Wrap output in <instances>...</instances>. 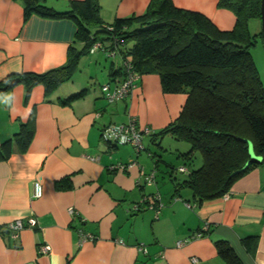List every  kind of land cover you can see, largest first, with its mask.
I'll return each instance as SVG.
<instances>
[{
  "label": "crops",
  "instance_id": "0c3cea01",
  "mask_svg": "<svg viewBox=\"0 0 264 264\" xmlns=\"http://www.w3.org/2000/svg\"><path fill=\"white\" fill-rule=\"evenodd\" d=\"M47 1L64 9L70 0ZM157 1L98 3L107 23L143 13ZM172 1L204 13L222 29L235 24V12L219 0ZM249 21L256 32L261 23ZM75 30L69 18L32 14L24 20L19 0H0V79L63 64L69 47L82 45L74 40ZM120 64L117 53L90 48L71 79L50 96L42 84L34 85L27 99L21 82L0 90V143L12 138L11 154L0 158V264H229L218 253L217 239L226 240L242 264H264V164L238 177L227 195L199 201L188 187L176 192L174 183L160 178V164L167 173L170 167L153 147L160 142L166 150L162 142L168 134L144 135L137 151L103 140L101 129L134 116L156 132L176 118L187 94L163 91L152 71L143 73L128 95L109 101L101 85ZM84 87V97L59 101ZM26 121L34 133L23 147L15 135ZM157 154L164 160L156 163ZM116 163L125 166L113 167ZM35 181L41 183L40 196L34 195ZM138 202L139 211L133 208ZM29 216L36 224L12 236L6 223ZM205 225L203 234L194 236ZM81 232L92 237L81 240ZM178 240L184 242L177 245Z\"/></svg>",
  "mask_w": 264,
  "mask_h": 264
},
{
  "label": "trees",
  "instance_id": "16d2710c",
  "mask_svg": "<svg viewBox=\"0 0 264 264\" xmlns=\"http://www.w3.org/2000/svg\"><path fill=\"white\" fill-rule=\"evenodd\" d=\"M19 1L24 20L32 14L71 19L76 26L74 40L82 43L80 48L71 45L67 60L59 66L19 73L25 99L36 84H42L45 95L50 96L71 79L81 56L99 42L98 49L121 57L120 66L107 82L123 79L128 62L138 78L155 71L163 91L187 94L174 120L156 132L149 125L153 138L168 134L189 144L188 149L177 153L189 164L178 167L186 175L173 182L176 192L188 187L199 201L221 196L247 170L264 164V83L251 54L256 35L262 36V31L252 33L248 27L249 19L261 17V0H219L220 5L235 12L236 21L230 29H222L204 13L176 6L172 0L151 2L143 13L116 17L107 23L100 16L98 0H70L64 9L47 0ZM15 75L0 79V90ZM86 94L84 87L59 101L70 104ZM33 133V124L22 122L15 140L25 147ZM11 152L12 138L0 143V158H7ZM251 152L259 160L250 161ZM197 154L201 162L193 167ZM158 157L156 163L164 160ZM166 163L170 179L175 180L174 164ZM137 204L139 211L142 205ZM215 244L229 264H242L226 240L217 239Z\"/></svg>",
  "mask_w": 264,
  "mask_h": 264
},
{
  "label": "built area",
  "instance_id": "2783aa9c",
  "mask_svg": "<svg viewBox=\"0 0 264 264\" xmlns=\"http://www.w3.org/2000/svg\"><path fill=\"white\" fill-rule=\"evenodd\" d=\"M100 46L99 42H95V44L91 47V49L98 48ZM126 64V65H125ZM125 66H127V72L123 79H117L111 82H105L101 85V89L103 95L109 100L113 101L117 98L124 97L129 94L130 90L135 86L136 79L138 78V74L131 69V64L125 62ZM151 127L149 125H138L135 121V118H129L126 122L119 123H108L104 125L101 129V137L103 140L115 143V144H131L137 151H140L143 148V138L144 135L149 134ZM121 167L123 168L125 164L116 163L113 167ZM183 170L184 167H181ZM150 179H153V173L150 174ZM42 193V186L39 181H35L34 183V195L40 196ZM223 195H227V192ZM133 208L136 210L139 208L138 204L135 203ZM70 213H74L73 208H69ZM36 224V218L33 216H29L25 221L21 217H17L8 223H6V227L11 231L12 236H17L18 232L25 226L33 227ZM203 230H199L194 233V236H199L203 234V231L208 228L207 225L203 227ZM92 237L88 233H80V239L84 240L86 238ZM183 240H178L177 245L182 244ZM40 250L46 252L48 247L46 245H41ZM192 260H195L193 258Z\"/></svg>",
  "mask_w": 264,
  "mask_h": 264
},
{
  "label": "rangeland",
  "instance_id": "374dc122",
  "mask_svg": "<svg viewBox=\"0 0 264 264\" xmlns=\"http://www.w3.org/2000/svg\"><path fill=\"white\" fill-rule=\"evenodd\" d=\"M258 20V23H261V20L260 19H257ZM250 22V21H249ZM249 22H248V25H249ZM250 32L252 33H258L259 31H261V25L259 24V27H258V31L256 30V32H254V27H253V24L252 22H250ZM260 28V29H259ZM251 54H252V57H253V60L256 64V67L258 69V72H259V76L262 80V83H264V39H262V36L261 35H256V42L254 45L251 46ZM145 141V139H144ZM162 145L166 147V150H161L158 145L156 144H153V147H154V150L157 152V153H161L162 154V157L169 161V162H172L175 166V170L173 172V176H175L176 178H174L175 180H170L168 177H169V173L166 172L167 168H165L166 166L164 164H160V169L162 167V171L163 173H161V171H159L160 175L163 176V177H160V178H165L167 180V182L169 183H173L174 181H176L177 179L178 180H182L185 175H186V172H183V171H180L178 169V167L181 165V164H184L186 163L187 165L189 164V162L187 161H184L183 159L181 158H178L177 157V153L178 151H184L186 149L189 148V144L187 142H184V141H178V140H175L173 139L170 135H167L163 142H162ZM144 147V145H143ZM201 162V157H200V154H197L196 157L194 158V162L192 164V162L190 164H192L193 167H197ZM163 180V179H161Z\"/></svg>",
  "mask_w": 264,
  "mask_h": 264
},
{
  "label": "water",
  "instance_id": "95a60500",
  "mask_svg": "<svg viewBox=\"0 0 264 264\" xmlns=\"http://www.w3.org/2000/svg\"><path fill=\"white\" fill-rule=\"evenodd\" d=\"M260 20H261L262 39H264V0H261V17H260ZM19 81H20V77L19 76H14L9 81H7L5 83L3 88H8V87L14 85L15 83H17ZM249 160L250 161L259 160V158L253 152H251V157H250ZM28 264H33V263L30 262Z\"/></svg>",
  "mask_w": 264,
  "mask_h": 264
}]
</instances>
